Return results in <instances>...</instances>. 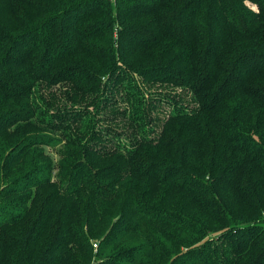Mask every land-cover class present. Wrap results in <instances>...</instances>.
<instances>
[{
	"label": "trees",
	"instance_id": "obj_1",
	"mask_svg": "<svg viewBox=\"0 0 264 264\" xmlns=\"http://www.w3.org/2000/svg\"><path fill=\"white\" fill-rule=\"evenodd\" d=\"M0 264H264V0H0Z\"/></svg>",
	"mask_w": 264,
	"mask_h": 264
},
{
	"label": "rangeland",
	"instance_id": "obj_2",
	"mask_svg": "<svg viewBox=\"0 0 264 264\" xmlns=\"http://www.w3.org/2000/svg\"><path fill=\"white\" fill-rule=\"evenodd\" d=\"M119 63L122 64V62H119ZM136 74H135V76H136ZM148 93L149 94H151V93L157 94L158 93L155 97H159L161 94H162L161 95L162 97H163V95H165V96H171V97H173L174 95H180L181 97H183L182 98L183 99V101H182L183 104H189V102L191 101L190 95L183 93L182 90H180V89L172 90L171 88H167V87H164V86L163 87H158L156 85V86L152 87L151 89H149L148 90ZM163 103H167V101L164 100ZM156 112H160L161 114L164 113L161 110H156ZM119 128H120L119 131H123L125 133V128H123V127H119ZM52 156L54 158H57L54 154ZM97 248H98V244H97V241H95V243H94V249H97Z\"/></svg>",
	"mask_w": 264,
	"mask_h": 264
}]
</instances>
